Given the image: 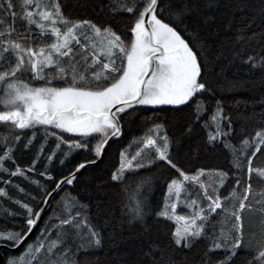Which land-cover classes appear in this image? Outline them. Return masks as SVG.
<instances>
[{
	"label": "snow or ice",
	"instance_id": "6c2138e0",
	"mask_svg": "<svg viewBox=\"0 0 264 264\" xmlns=\"http://www.w3.org/2000/svg\"><path fill=\"white\" fill-rule=\"evenodd\" d=\"M68 6L0 0V216L23 218L18 230H0V264H42V257L47 264H264V187L253 183L264 185V110L234 118L222 94L240 82L223 69L213 78L226 48L230 64L264 72V0L239 26L235 13L222 20L214 14L229 8L223 0H80L73 8L93 15L79 17ZM253 42L259 51L250 50ZM137 118L142 134L119 151L118 165L108 166L111 143L123 138L126 120ZM26 129L32 135L25 140ZM33 149L30 164L21 166L16 153ZM202 149L223 154L226 165L199 162ZM56 160L59 178L52 174ZM161 177L162 203L153 208ZM81 181L87 203L80 194L62 196L59 210L25 244L42 205ZM110 192L119 198V217L105 202ZM93 206L106 214L112 247L138 243L113 259L102 255L106 238L92 222ZM246 212L258 215L257 226L246 225ZM125 230L135 235L125 238Z\"/></svg>",
	"mask_w": 264,
	"mask_h": 264
},
{
	"label": "trees",
	"instance_id": "16d2710c",
	"mask_svg": "<svg viewBox=\"0 0 264 264\" xmlns=\"http://www.w3.org/2000/svg\"><path fill=\"white\" fill-rule=\"evenodd\" d=\"M78 2H80V0H69V6L67 9H65V11L77 17L93 15L90 8L88 9L73 8V5L77 4ZM223 2L228 4L229 8L227 10L223 8H217L214 10V14L217 16L218 20H222L226 11L229 14L235 13V15L237 16V20L235 21L236 26H239L241 24V18L246 19L247 17L253 15L252 8L254 6H258V0H244V2H246L248 6L241 11L233 6L234 4L241 2V0H223ZM116 19L121 20L122 18L117 17ZM256 23L257 25L261 23L259 17H257ZM119 28L120 30H123V24H120ZM255 30L259 31V27H256ZM230 34L231 33H229V35ZM224 35L225 33L222 31L220 33V36L216 38L217 41L219 42L223 40ZM250 50L259 51L260 46L255 42H253ZM230 58H231L230 54L226 48L224 57H222L220 60L215 62V67L213 70L214 79L217 80L220 79V77L216 74L220 73L221 69H223L224 75L240 82L241 86L238 87L235 91L222 94V98L226 103L227 110L231 112L234 118H238L241 114L252 115L254 112L260 113L262 110H264V104L259 103V101L262 98H264V72H261L259 69L249 70L247 66L241 65L239 61L230 64L229 63ZM234 101H240L241 103L237 106L234 104ZM245 103L247 104L246 108H245ZM151 114L152 113L150 111L142 113L143 116H151ZM142 129H143V123L140 118L132 120L131 122H128L126 120L125 134L123 138L115 142H112L111 146L107 150L106 164L108 166L118 165L119 151L123 149L126 145H128L134 137L140 136L142 134ZM22 135L26 140L28 137L32 135V131L26 129L23 131ZM37 136L38 138H41V140H39L38 142H42V136H43L42 129L37 131ZM187 144L188 142H186L185 146L182 147L180 150L182 155L185 151H187ZM50 146L54 147V144H51L50 142ZM34 152L35 149H33L31 152L18 151L16 153L17 162L21 164V166L30 164ZM81 159H82V154H74V160H81ZM261 160H264V157H261ZM261 160H258L257 163H260ZM193 162L195 163L196 161ZM199 162L213 164V165H226V160L223 154L221 153L205 154L203 152V149L201 150V159ZM51 167H52V174L57 176V178H59V172L61 168L58 160H56ZM40 170L42 171L43 169L41 168ZM164 175H167V173H164ZM32 176L34 179L41 180V183H45L42 177L36 176L34 173L32 174ZM132 179H134V177ZM14 180L15 183H19L22 187L26 189L27 192H31L33 195H35L36 192L38 191L35 185L28 184L22 179L14 178ZM82 183L83 181H81V183H75L74 185L66 186L64 188V191L60 192L59 195L54 196V198L51 200L50 203V209H49L50 212H48L49 214H47L46 217L44 218L43 220L44 222H42V225L39 231L37 232L36 236H34L33 239H31L27 243H30L37 238V236L40 234L41 229L45 227V224L48 221L49 217L54 214V210L57 211L59 210L60 205L58 202L60 201V198L62 196H67L69 194L75 196L77 194H80L82 201L87 203V198L83 195ZM253 183H254V188L257 190H259L260 187H264V185L259 184L257 181H254ZM8 191L15 198L24 199L25 202L34 203V201L28 200L22 194L18 193L14 188H9ZM163 191H164L163 178L161 177L156 181V188L151 196V205L153 208L158 207L162 203ZM105 202L108 205V210L111 211L113 214H115L116 217H119L121 205L117 195L115 193L110 192ZM6 206L15 209L14 205H6ZM91 215L93 217V221H92L93 223L103 226L106 239H105V248L103 250L102 255L104 253H107L108 259H113L115 256H118L119 254H122L125 251L132 249L138 243V241H136L135 239H125L123 242L119 244L118 247H112V241L107 239L108 233L111 232V226L104 224V221L106 219V214L103 212H99L95 208V206H93L91 209ZM244 215H245L246 225L249 224L253 226L258 225L259 222L258 215L247 212ZM22 223H23L22 216L16 218L7 215L0 216V230H18V226L21 225ZM134 235L135 232H129L128 230H125L123 233V236L125 238ZM23 250H24V246L18 252L13 254L18 255ZM44 258L47 261V258L46 257Z\"/></svg>",
	"mask_w": 264,
	"mask_h": 264
},
{
	"label": "water",
	"instance_id": "95a60500",
	"mask_svg": "<svg viewBox=\"0 0 264 264\" xmlns=\"http://www.w3.org/2000/svg\"><path fill=\"white\" fill-rule=\"evenodd\" d=\"M51 203V201H50ZM50 203L46 206L42 205V207H45V212L42 214L39 222H38V225L36 226V228H34L33 232L29 235V237L27 238V240L25 241V244L33 237V235L35 234V232L37 231V229L39 228V226L42 224L44 218L46 217V215L48 214L49 212V209H50ZM24 245H22L20 248H17V249H13L11 250L12 253H15V252H18Z\"/></svg>",
	"mask_w": 264,
	"mask_h": 264
},
{
	"label": "rangeland",
	"instance_id": "374dc122",
	"mask_svg": "<svg viewBox=\"0 0 264 264\" xmlns=\"http://www.w3.org/2000/svg\"><path fill=\"white\" fill-rule=\"evenodd\" d=\"M133 151H134V150H133ZM184 211H185L184 209H182V208H178V213L183 214ZM22 252H23V251H22ZM41 259H42V263H43V264H47V261L45 260L44 257H42Z\"/></svg>",
	"mask_w": 264,
	"mask_h": 264
},
{
	"label": "bare ground",
	"instance_id": "6f19581e",
	"mask_svg": "<svg viewBox=\"0 0 264 264\" xmlns=\"http://www.w3.org/2000/svg\"><path fill=\"white\" fill-rule=\"evenodd\" d=\"M59 197H60V196H59ZM53 206H54V204H53ZM51 207H52V206H51ZM53 208H54V207H53ZM52 210H53V209H52ZM49 212H50V211H49ZM48 214H49V213H48ZM43 222H44V221H43ZM41 225H42V224H41ZM41 225L39 226V228L37 229V231L35 232V234L33 235V237L36 236V234H37V232L39 231ZM33 237H32L31 239H33ZM31 239H30V240H31ZM30 240H29V241H30ZM15 253H16V252H15ZM12 254H13V253H12Z\"/></svg>",
	"mask_w": 264,
	"mask_h": 264
}]
</instances>
